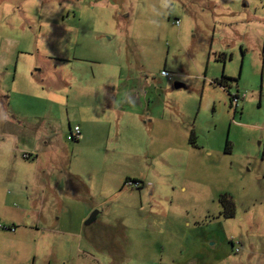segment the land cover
<instances>
[{
	"label": "rangeland",
	"instance_id": "rangeland-1",
	"mask_svg": "<svg viewBox=\"0 0 264 264\" xmlns=\"http://www.w3.org/2000/svg\"><path fill=\"white\" fill-rule=\"evenodd\" d=\"M0 264H264V0H0Z\"/></svg>",
	"mask_w": 264,
	"mask_h": 264
},
{
	"label": "trees",
	"instance_id": "trees-1",
	"mask_svg": "<svg viewBox=\"0 0 264 264\" xmlns=\"http://www.w3.org/2000/svg\"><path fill=\"white\" fill-rule=\"evenodd\" d=\"M227 78H229V77L222 74V78L220 80H216L214 83H216L220 87H223V85H222V84H224L223 80L227 79ZM192 138H194V135H193V132L191 131L190 137H189L190 143H193ZM226 145H227V142H226ZM226 151H227V147H226ZM135 182H136V180H135ZM221 202L223 205V208L221 211V214L223 215V217H226V218L233 217L234 213H235V206H234L233 201L224 198V199H221ZM10 228L11 227H8V229H10ZM230 244H232V242H230Z\"/></svg>",
	"mask_w": 264,
	"mask_h": 264
},
{
	"label": "built area",
	"instance_id": "built-area-1",
	"mask_svg": "<svg viewBox=\"0 0 264 264\" xmlns=\"http://www.w3.org/2000/svg\"><path fill=\"white\" fill-rule=\"evenodd\" d=\"M161 75L164 76V77H170V75H169L166 71H162ZM230 98H231V102H232L231 104H233V107H234V108L237 107V105H238V100H239L238 95H236V94L231 95ZM80 138H81L80 129H79L78 126H74L73 129H72V131H71L70 134L68 135V139H69V140H78V139H80ZM24 157L28 158V156H27L26 154H24ZM126 183H127V182H126ZM126 183H125V184H126ZM134 185H137V182L134 181ZM7 229H8V228H7ZM8 230H13V228L11 227V228L8 229ZM231 242H232V240H231ZM231 245H232V247L234 248V244H233V242H232ZM234 250H235L236 252L239 251L238 248H237V249L235 248Z\"/></svg>",
	"mask_w": 264,
	"mask_h": 264
},
{
	"label": "water",
	"instance_id": "water-1",
	"mask_svg": "<svg viewBox=\"0 0 264 264\" xmlns=\"http://www.w3.org/2000/svg\"><path fill=\"white\" fill-rule=\"evenodd\" d=\"M174 86H175L176 88H178V87L181 86V84H175ZM98 213H99V212H98L97 210H94V211L89 215V217L84 221V224H85V225H89V224H91L92 222H94Z\"/></svg>",
	"mask_w": 264,
	"mask_h": 264
},
{
	"label": "crops",
	"instance_id": "crops-1",
	"mask_svg": "<svg viewBox=\"0 0 264 264\" xmlns=\"http://www.w3.org/2000/svg\"><path fill=\"white\" fill-rule=\"evenodd\" d=\"M8 64H9V62H8V63H6V64H5V66H7ZM14 231H15V229H14Z\"/></svg>",
	"mask_w": 264,
	"mask_h": 264
},
{
	"label": "flooded vegetation",
	"instance_id": "flooded-vegetation-1",
	"mask_svg": "<svg viewBox=\"0 0 264 264\" xmlns=\"http://www.w3.org/2000/svg\"><path fill=\"white\" fill-rule=\"evenodd\" d=\"M221 215V214H220ZM13 229H15L14 227H13Z\"/></svg>",
	"mask_w": 264,
	"mask_h": 264
},
{
	"label": "clouds",
	"instance_id": "clouds-1",
	"mask_svg": "<svg viewBox=\"0 0 264 264\" xmlns=\"http://www.w3.org/2000/svg\"><path fill=\"white\" fill-rule=\"evenodd\" d=\"M13 228V227H12ZM14 230V229H13ZM231 242V241H230Z\"/></svg>",
	"mask_w": 264,
	"mask_h": 264
}]
</instances>
